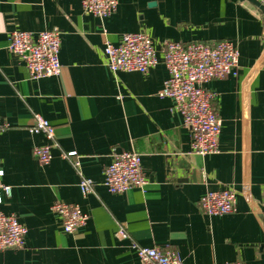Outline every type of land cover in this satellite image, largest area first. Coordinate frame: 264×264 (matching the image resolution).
I'll use <instances>...</instances> for the list:
<instances>
[{
  "label": "crops",
  "instance_id": "obj_1",
  "mask_svg": "<svg viewBox=\"0 0 264 264\" xmlns=\"http://www.w3.org/2000/svg\"><path fill=\"white\" fill-rule=\"evenodd\" d=\"M61 32L57 77L32 79L9 49L11 33ZM146 32L161 56L164 41H232L237 75L213 80L222 120L219 152H191V134L173 101L161 97L169 73H113L106 42ZM35 115L56 129L52 160L33 154L49 142L32 133ZM0 171L12 188L0 209L27 227L25 248L0 251V264H140L134 245L175 250L182 264H264V15L242 0H119L105 19L81 0H0ZM141 154L148 184L111 194L105 170L114 152ZM76 153L79 172L72 160ZM95 188L83 196L81 177ZM233 189L236 211L208 216L201 198ZM78 205L89 219L73 234L52 211ZM118 226L128 238L116 237Z\"/></svg>",
  "mask_w": 264,
  "mask_h": 264
},
{
  "label": "built area",
  "instance_id": "obj_2",
  "mask_svg": "<svg viewBox=\"0 0 264 264\" xmlns=\"http://www.w3.org/2000/svg\"><path fill=\"white\" fill-rule=\"evenodd\" d=\"M264 4V0H258ZM85 13L105 19L118 9L119 0H81ZM61 32L58 29L42 31L38 35L25 31L11 33L8 49L26 64L32 79L57 77L62 72L59 54ZM104 53L108 68L113 72H139L147 74L159 64H163L169 78L161 97L173 101V109L183 117V125L191 134V152L200 156L219 152L222 120L214 107L217 94L206 85L213 80H222L237 75L239 51L229 40L214 43L194 42L183 44L164 41L161 56L154 41L146 32L122 35L120 43L106 42ZM6 125L0 118V131ZM32 133L43 134L48 144L34 149V157L47 164L52 158L56 145L55 127L40 115H35ZM113 160L105 170V186L111 194H122L132 189L143 190L148 184L144 174L142 157L137 151L114 152ZM64 158L72 160L79 172L80 162L76 153H67ZM0 171V198L10 196L12 188L3 183ZM80 189L83 196L94 191V182L81 177ZM264 194V188H263ZM237 193L233 189L210 191L201 198V207L208 216H224L236 211ZM61 219L63 231L73 234L85 225L89 215L78 205L56 202L52 206ZM28 229L16 214H6L0 209V251L22 250L25 248ZM116 237L128 238L127 231L118 226ZM140 264H182L178 253L170 248L140 247L134 245ZM222 264H243L238 261Z\"/></svg>",
  "mask_w": 264,
  "mask_h": 264
},
{
  "label": "water",
  "instance_id": "obj_3",
  "mask_svg": "<svg viewBox=\"0 0 264 264\" xmlns=\"http://www.w3.org/2000/svg\"><path fill=\"white\" fill-rule=\"evenodd\" d=\"M242 1H248V2H250L256 8H258L261 11V13L264 15V4L261 3L260 1H258V0H242Z\"/></svg>",
  "mask_w": 264,
  "mask_h": 264
}]
</instances>
